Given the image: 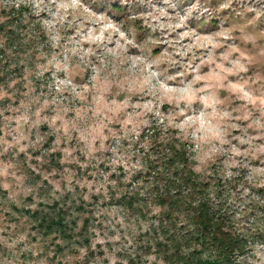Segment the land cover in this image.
<instances>
[{
  "label": "rangeland",
  "instance_id": "1",
  "mask_svg": "<svg viewBox=\"0 0 264 264\" xmlns=\"http://www.w3.org/2000/svg\"><path fill=\"white\" fill-rule=\"evenodd\" d=\"M172 141L264 202V0H0V264H166Z\"/></svg>",
  "mask_w": 264,
  "mask_h": 264
},
{
  "label": "trees",
  "instance_id": "2",
  "mask_svg": "<svg viewBox=\"0 0 264 264\" xmlns=\"http://www.w3.org/2000/svg\"><path fill=\"white\" fill-rule=\"evenodd\" d=\"M167 145L165 170L154 180L158 183L155 200L163 207L165 218H174L168 224L171 238L163 247L165 263L243 264L254 244L264 239V202L251 203L246 220L235 218L231 206L216 201L218 194L209 191L208 182L191 168L182 144L178 147L172 141ZM133 201V197L126 199L130 206Z\"/></svg>",
  "mask_w": 264,
  "mask_h": 264
}]
</instances>
